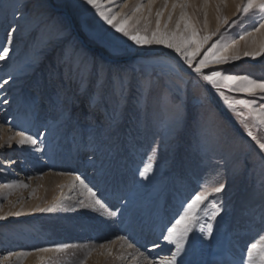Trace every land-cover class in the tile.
Segmentation results:
<instances>
[{"label":"rangeland","instance_id":"1","mask_svg":"<svg viewBox=\"0 0 264 264\" xmlns=\"http://www.w3.org/2000/svg\"><path fill=\"white\" fill-rule=\"evenodd\" d=\"M139 2L115 0L125 5L117 9L122 15L130 14ZM142 2L145 10L137 15L147 17L149 0ZM212 2L217 6V0ZM211 3L205 6L203 0H192L187 9L201 34L217 28L208 19ZM163 7L164 0L151 5L149 33L156 27L155 13ZM226 7V3L220 4L221 16L227 17ZM171 12L170 2L162 29ZM180 13L176 8L169 30H174ZM236 18L237 14L230 23ZM259 22L260 15L254 13L235 27L225 25L220 30L228 29L226 38L238 40L243 51L247 44L239 40L240 33L252 30ZM140 26L143 28V22ZM9 32L11 45L7 42ZM5 46L11 51L6 60L0 61V83L9 80L0 89V133L15 135L23 131L42 136L39 158L43 163L35 164L31 159L27 151L34 149L29 145L12 141L10 147L0 148V186L7 185L8 171L28 185L0 187V216L5 217L0 219V264H86L88 254L81 252L84 247H91L103 258V264H114L117 256L112 249L101 247L109 241L102 238L103 232L111 229L152 258L156 255L152 249L167 243L162 238L166 235L163 229L178 218L181 204H176L178 212L169 220L159 221L151 215V224L144 209L159 199V218L176 191L187 200L202 187L219 182L225 183L218 197L222 211L214 220L205 217L202 221L212 224V234L194 230L190 244L203 250L205 257L211 253L209 264H224L233 257L234 264H246L247 249L264 236V153L248 137L241 118L178 54L171 57L164 50H173L164 45L154 53L133 54L141 45L106 24L85 0H0V48ZM115 56L118 58L113 59ZM213 68L260 79L264 78V56H242L239 61L213 65L205 71ZM30 74L33 77H27ZM13 78L20 79L10 81ZM149 82L150 87H145ZM226 95L229 99L251 98L246 93L226 91ZM238 110L247 115L242 106ZM165 112H178L174 128L167 131L161 124ZM253 132L264 140V128H254ZM5 141L0 138V144ZM149 163L152 171L144 179L139 172ZM62 164L70 168L60 170ZM48 170L80 176L97 190L107 205L105 210L118 214L98 225L86 216L59 213L64 203L79 200L69 186L55 193L53 203L47 197L43 200L46 190L40 179ZM42 208L44 211H39ZM15 212L22 215H9ZM240 219H244L243 224H239ZM155 223L162 226L157 239L152 234L156 232ZM238 224L242 229H237ZM61 244L69 246L64 253L39 259L36 249ZM234 246L241 249L240 254H233ZM20 252L31 254L9 256ZM160 252L153 260H158L156 264L169 259L175 247L166 255Z\"/></svg>","mask_w":264,"mask_h":264},{"label":"snow or ice","instance_id":"2","mask_svg":"<svg viewBox=\"0 0 264 264\" xmlns=\"http://www.w3.org/2000/svg\"><path fill=\"white\" fill-rule=\"evenodd\" d=\"M171 2L172 12L169 13L167 22L161 28V21L164 18V12L167 10L168 4ZM212 0H203L205 6L210 4ZM85 3L95 10V13L102 18V20L110 25L116 32L122 33L129 40L133 41L136 45H164L168 49L173 50L188 66V68L196 74L223 98L228 108L232 113L240 117L241 124L246 130L248 137L255 142L261 153H264V140H261L254 134V128H264V78L256 79L248 74H232L226 73L223 69L213 68L211 71L206 72L213 65H224L232 61H239L243 57H250L255 59L264 56V0H239L236 7L237 18L232 20L226 16H218L219 24L215 32L204 31L196 26L194 16L190 15L187 11L192 6V0H164V7L158 10L156 15V27L154 31L149 33L148 28L151 23L152 9L151 5L155 0H149L148 3V16H138L145 10V4L140 0L130 14H121L117 9L125 5L116 4L115 0H85ZM226 3V0H217V12L220 11V4ZM176 8L181 9L180 16L175 24L174 30H169V25L172 23V17L175 14ZM258 13L260 15V22L253 26L252 30H246L240 33L239 40L245 41L247 47L241 51L239 41L236 39H227V31L221 32V28L229 25V28L235 27L239 24L245 16ZM143 22V28L141 23ZM183 24V29L181 25ZM205 28H207V13L205 12ZM15 29H12L14 32ZM12 32L8 33L7 42L9 45L12 43ZM217 37L213 40V37ZM212 43L209 45V42ZM208 47L205 50V46ZM11 51L10 47L0 48V61H4L9 57ZM203 52V55L201 53ZM199 57V59H197ZM11 79V78H9ZM9 80H4L0 83V89H3ZM145 87H150L149 84ZM179 89V85H177ZM227 92L246 93L250 99H229ZM7 103V100L3 101ZM238 106H242L247 110L245 112L239 111ZM178 118V112L168 115L165 112L164 118L161 121L164 129L171 130L174 128ZM251 118V121L249 120ZM19 137L17 143L20 146L29 145L36 151H43L40 147L42 144V136L38 138L34 135H28L21 131L15 134ZM15 137H9L0 148L11 146L12 140ZM155 151V149H153ZM152 171V164L146 165L139 175L147 179V174ZM60 175H72V173H59ZM75 179L79 181L80 185L86 190L89 198V207L99 206L101 209H106L107 205L98 197V192L94 187H89L88 184L80 177L76 176ZM4 188H27L28 185L23 181H14L8 185H2ZM225 188L224 182H219L213 186H204L201 190L187 198L181 204V211L178 218L171 222V226H166L163 232V240L168 244L174 245L175 252L169 259L160 260L159 264H177V257L184 251L185 245L189 241V236L194 230L201 233H207L208 236L212 234V224L202 223L205 217L215 219L222 211V201L218 200L219 194ZM83 203V201H81ZM3 205L0 204V210ZM53 209L49 208L48 211ZM209 210H211L209 212ZM44 211V209H39ZM112 216L117 215V212H110ZM9 215L20 216L22 212L9 213ZM5 217L0 216V219ZM121 239H125L121 237ZM131 246V245H129ZM159 245H157L158 247ZM69 247L66 244L57 245L55 251L60 252ZM103 247V245H101ZM36 251L49 252L53 251L50 248H38ZM29 252L9 253L17 255L18 257H25L30 255ZM246 264H264V236L261 240L251 243L247 249Z\"/></svg>","mask_w":264,"mask_h":264},{"label":"bare ground","instance_id":"3","mask_svg":"<svg viewBox=\"0 0 264 264\" xmlns=\"http://www.w3.org/2000/svg\"><path fill=\"white\" fill-rule=\"evenodd\" d=\"M238 2H239V0H226V5H227L226 14H227V17L229 18V20L234 18L235 14H236V7H237ZM188 13H189V11H188ZM209 14H210V16L208 17V19L210 21V25L212 24L211 22L213 21V23L218 26V24H219L218 16H221V12L220 11L217 12V6L213 2L211 3V5L209 7ZM150 46H152V47H150L149 49H146L147 45L139 46L136 48V50H135V52H133V54L138 53V52H143V51H145V52L150 51V52L154 53L160 49L158 46H162V45H156V47L154 45H150ZM164 51H166L171 57H175V58L177 57V54L174 51H169V50H164ZM117 58L118 57H116V56L113 57V59H117ZM180 64L184 69H187L185 64H183L182 62ZM33 75L34 74H30L27 77H30V76L33 77ZM18 76L21 77V76H24V74L19 73ZM19 79L20 78H13L10 81H16ZM0 134H1L0 138L2 140H8L9 137H15V139L12 140L13 142H17L19 140L18 136H15L12 133H8L7 131L1 132ZM27 152L32 154L31 159L33 161L35 160V164L43 163V162H40L39 151L28 149ZM69 168L70 167L67 164H62L61 167H59L60 170H67ZM59 173H65V172H57V171L48 170L47 172H44V174L41 176L40 181L42 182V185L46 190V194L44 193V196L45 195L46 196L45 197L43 196V198H44L43 200H45V198L47 197V199H48L47 201H49L50 203H53L55 200L53 198L55 193L58 190H60L62 187H64V190H65L69 186L73 189L74 192L76 191V195L78 197L79 202H76V203L73 202L72 204L64 203L63 205H65V208L60 207L59 211H58L59 213L67 214V215L68 214L69 215L75 214L78 216H86L89 219H95L96 222L98 223V225L105 223L106 220H108L109 218L111 219L113 217L112 215L109 214L110 211H108V210L106 211L105 209H101L99 206H96V207H89L88 206L89 205V198L87 196L86 190L83 188V186L80 185L79 181H77L75 179V177L78 175H73V174L72 175H60ZM6 175H8L7 179L9 180L7 185L13 183L14 181H23V180L15 179V176L13 174H11L9 171L6 172ZM9 177H11V179H9ZM10 189H15V188H10ZM47 192H48V194H47ZM177 194H179V191H176V193L170 198L168 206L166 208L167 210L164 211L162 215L160 214L161 216L159 218H157L158 216L156 215V213H157L156 212V210H157L156 204H158L159 199H157V201L154 204L148 205V207H146L144 209V213L146 214V217H147L146 220H148L149 223L151 224V223H153V221L151 222V220L148 219V218H150L151 215L152 216L155 215L153 218L159 219V221H161L163 219L169 220V217H173L178 212V211H176V204L180 205V204H182L183 201H185V200H183L184 198L180 197L181 194L179 196ZM81 201H83V203H81ZM248 201H249V199H248ZM34 205L39 207L38 204H34ZM41 206H42V204H41ZM130 213H131V211H130ZM243 220L244 219H240L239 224H243L244 223ZM156 223H155L156 232L155 233L152 232L153 239L154 238H156V239L160 238L161 233H162V226L160 224L158 226ZM239 224L237 225V229L240 230L242 228H240ZM158 231H160V233H157ZM103 233H104V236L101 235L102 238L108 239L109 241L105 242V244H102V245H105L104 248H108L109 250L112 249L114 255L117 256L114 264H156V262L158 260L153 261V260H155L156 255H158V253L160 251H161L160 254L166 255L168 253L169 248H172L174 246V245H170L168 243H164L160 248L152 249V252L155 251L156 255L154 254L155 255L154 257L149 258L150 257L149 254L140 253V250L138 248H135L132 245L129 246L128 242L125 239H121V237L117 235L118 231L116 229L107 230ZM98 235H100V234H98ZM98 235H96V236H98ZM150 240H152V237ZM235 240H236V238H235ZM92 246L95 247V246H97V244L92 243ZM237 247H235L233 250V252H234L233 254H235V255H238L241 253L240 252L241 249H239ZM155 248H157V247H155ZM50 249H53V251L38 252L37 255H38L39 259L44 258V257H46L47 259L54 258L55 256H58L60 252H63V253L65 252V249L63 251H60V252L55 251L54 250L55 247H52ZM81 252H83L84 254H88V257H87L88 259L86 260V264H101V263L103 264V262H104L102 257L100 258V257L96 256L97 254L95 255V252L92 251L91 247H84ZM147 256H149V257L147 258ZM207 256L211 257V253L208 254ZM209 257L204 256L203 250L195 248L192 245V243L190 244V239H189L188 243L185 245L184 251L179 255V258L177 259V264H209L210 263V262H208ZM29 258H27V260ZM234 259H235L234 257L230 258L224 264H234V262H233ZM223 262H225V261H223ZM223 262H222V264H223Z\"/></svg>","mask_w":264,"mask_h":264}]
</instances>
